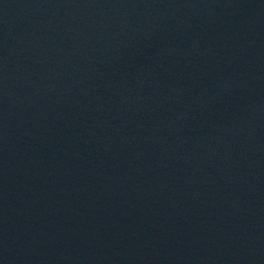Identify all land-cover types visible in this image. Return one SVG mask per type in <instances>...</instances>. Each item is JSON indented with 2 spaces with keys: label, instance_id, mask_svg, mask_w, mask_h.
Listing matches in <instances>:
<instances>
[{
  "label": "water",
  "instance_id": "water-1",
  "mask_svg": "<svg viewBox=\"0 0 264 264\" xmlns=\"http://www.w3.org/2000/svg\"><path fill=\"white\" fill-rule=\"evenodd\" d=\"M0 264H264V0H0Z\"/></svg>",
  "mask_w": 264,
  "mask_h": 264
}]
</instances>
